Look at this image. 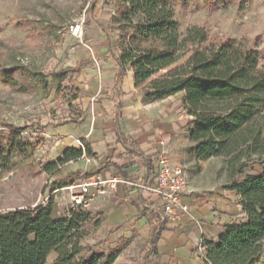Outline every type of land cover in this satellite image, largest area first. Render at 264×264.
Here are the masks:
<instances>
[{"label":"trees","instance_id":"1","mask_svg":"<svg viewBox=\"0 0 264 264\" xmlns=\"http://www.w3.org/2000/svg\"><path fill=\"white\" fill-rule=\"evenodd\" d=\"M115 2L110 30L98 21L97 0L89 4L87 12L107 37L110 32L118 34L117 52L112 54L117 65L116 84L132 71L146 105L183 93L184 111L192 119L188 136L194 144L192 156L198 161L223 158L234 177L226 189L240 196L245 220L226 225L217 241H203L202 264H252L264 251V172L241 181L236 178L251 163L264 162V67L257 47L237 40L211 41L206 29L198 27L183 35L175 18V0ZM59 75L64 80L68 72ZM116 98L118 141L125 145L128 139L120 127L121 97ZM5 125L9 136L7 144L0 146V160L7 164L13 155H22L33 146L23 141L26 128ZM82 146L85 152L66 149L45 171L57 172L84 154L95 156L85 140ZM153 164V157H143L147 179L157 176ZM70 215L54 218L52 197L34 208L0 213V264H46L52 253L57 254L52 264H115L120 248L93 253L90 259L80 256L82 248L76 238L92 216L89 211ZM164 229L165 223L159 219L142 264L158 255Z\"/></svg>","mask_w":264,"mask_h":264},{"label":"rangeland","instance_id":"2","mask_svg":"<svg viewBox=\"0 0 264 264\" xmlns=\"http://www.w3.org/2000/svg\"><path fill=\"white\" fill-rule=\"evenodd\" d=\"M94 1L0 0V146L8 142L9 128L5 124L26 128L23 141L33 146L22 155H13L7 164L0 160V213L34 208L48 203L51 197L54 218H63L69 211L70 195L63 190L69 181L61 173L63 167L53 173L44 168L57 162L68 146L66 138L58 134L60 128L77 125L92 131L88 135L92 140L94 123L99 120L94 108L103 99L96 96L93 85L103 62L110 57L99 51L93 52L90 59H78L79 50L89 45V26L95 22L87 9ZM115 3V0H97L98 21L108 30L111 17L115 16ZM174 11L183 35L198 27L206 29L211 41L229 39L248 47L256 46L264 67V0H175ZM83 16V33L75 37L72 27ZM109 38L116 45L118 34L110 32ZM65 71L68 75L62 80L59 74ZM183 102V95H178L172 105L179 108L180 116H187ZM191 121L190 117L184 119L180 134V142L188 151L184 155L185 168L191 184L197 187L196 195L200 199L209 198L226 189L234 177L223 158L193 161L194 144L187 141ZM104 137L98 144L95 140L88 142L87 135L75 141L78 150L85 152L82 146L85 140L95 154L87 158L111 172V167H105L100 160H104L101 154L106 146ZM263 172L264 162H253L236 179L241 181L248 175ZM87 174L77 171L76 180L83 181L89 177ZM117 199L118 196L111 198L114 203ZM235 210L239 209L235 207ZM89 213L91 220L82 225L76 238L82 248L81 257L90 259L93 253L120 248L115 264H142L149 249L144 230L132 229L131 221H115V208H108L107 204L96 205ZM228 220L238 223L245 217L237 211ZM56 258L57 254L52 253L46 264H52ZM151 263L161 264V261L150 260ZM252 264H264V251Z\"/></svg>","mask_w":264,"mask_h":264},{"label":"crops","instance_id":"3","mask_svg":"<svg viewBox=\"0 0 264 264\" xmlns=\"http://www.w3.org/2000/svg\"><path fill=\"white\" fill-rule=\"evenodd\" d=\"M89 28V45L84 46L87 49L79 50L78 59L80 61L90 59L94 56L93 52L98 54L99 51L108 53L110 57L107 62H103V69L99 70L93 85L96 96L103 99L94 108L99 120L96 124L94 123L96 129H93L94 133L91 134L92 140H89L88 136L92 131L89 132L77 125L60 128L58 134L66 138L65 144L68 145L66 149H78L75 140L85 138L86 135L88 142L95 140L97 144L105 136L106 146L101 152L104 160L102 158L100 160L105 167L106 165L111 167V172L97 167V164L92 162L88 163L82 158L64 165L61 173L63 177L68 178V183L76 180L77 171H86L89 176L96 171L106 178L122 177L127 183L120 185L112 196L96 200L88 211L96 205L101 207L107 204L108 208L114 207L113 219L119 223L131 221L132 229L144 230L149 247L150 238L159 225V219L148 208H160L161 201L151 191L135 185L152 186L155 183L156 178L147 179V167L143 165V157L154 158L153 166L157 173L156 158L162 151L168 153L173 165L183 167L188 175L184 159L188 151L183 148L184 143L180 142V134L183 131L184 119L189 117L180 116L179 108L172 105L175 97L178 95L184 97V94H177L159 103L144 104V94L135 87L132 71H129L127 76L116 84L117 65L112 55L117 52L116 45L102 32L97 23H93ZM117 95L121 97L118 101L122 107L121 132L128 139L125 145L118 141ZM191 147L192 145L189 146ZM192 158L193 161L201 163L193 156ZM135 175L137 178H134ZM188 179L190 192L185 196L184 203L191 207V211L176 222L165 223V229L157 244L158 255L150 256L148 264L150 260L161 261V264H202L205 247H201V243L204 240L217 241L224 227L234 223L228 220L230 215L241 211L245 217L239 203L240 196L235 191L222 189L214 196L200 199L196 195L197 187L191 184L189 175ZM113 196H118L115 203L111 200ZM107 199L110 200L107 201ZM235 207L239 210H235Z\"/></svg>","mask_w":264,"mask_h":264},{"label":"built area","instance_id":"4","mask_svg":"<svg viewBox=\"0 0 264 264\" xmlns=\"http://www.w3.org/2000/svg\"><path fill=\"white\" fill-rule=\"evenodd\" d=\"M84 16L77 20L72 27L73 35L80 36L83 33ZM83 158L91 163L92 160L84 154ZM157 176L152 186L136 184L141 189L151 191L160 198V208H148L156 215L161 222H176L183 215L191 211V207L184 203V198L190 192V184L186 171L181 166L172 164L166 151H162L156 158ZM127 182L119 176L106 178L101 174H93L83 179L75 180L63 190L69 192L70 207L66 217H70L71 212L80 213L88 211L92 204L101 198L113 195L120 185ZM201 247L204 248L203 242Z\"/></svg>","mask_w":264,"mask_h":264}]
</instances>
